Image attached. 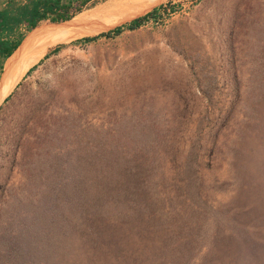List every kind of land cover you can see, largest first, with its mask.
I'll use <instances>...</instances> for the list:
<instances>
[{"label": "rangeland", "instance_id": "1", "mask_svg": "<svg viewBox=\"0 0 264 264\" xmlns=\"http://www.w3.org/2000/svg\"><path fill=\"white\" fill-rule=\"evenodd\" d=\"M106 1L75 21H37L39 33L76 34L31 48L0 101V264H61L37 218L45 182L112 139L156 152L145 201L165 221L111 231L104 242L125 264H264V0H169L137 27L75 41L168 5L93 18ZM68 259L114 262L106 251Z\"/></svg>", "mask_w": 264, "mask_h": 264}, {"label": "trees", "instance_id": "2", "mask_svg": "<svg viewBox=\"0 0 264 264\" xmlns=\"http://www.w3.org/2000/svg\"><path fill=\"white\" fill-rule=\"evenodd\" d=\"M95 1H0V73L4 59L14 53L24 32L37 26V21L69 20L72 17L75 21L83 12V8L90 7ZM144 1L141 0L131 14L135 13ZM155 1L157 0H146L141 9ZM166 4L168 5L161 3L153 6L107 31L82 36L75 41H90L100 36L118 33L122 27L127 29L137 27L148 17L155 18L159 8L165 12L167 8L170 11L174 9L169 0ZM67 24L70 23L42 27L59 28ZM45 30L47 28L37 27L29 34ZM254 98L257 101L258 96L255 95ZM141 143L130 139L122 148L123 144L113 139L106 143L105 147L103 141L97 142L93 150L89 148L86 153L81 151L75 155L71 170L66 166H57L58 171L52 179L45 182V191L42 192L44 199L42 206L48 210L41 212L38 209L40 214L37 217L41 223V235L47 243L48 249L45 254L48 260L55 255L50 248L55 234L62 246L58 251V256L60 254L58 262L61 264H69V259L66 262L64 260L71 250L74 253L81 251L88 257L106 251L111 253L114 260L111 264H125L122 253L111 249L104 242L112 230L119 231L123 226L146 223L151 225L153 232L162 231L164 219L160 215L155 216L154 210L146 206L145 199L150 193L151 185L150 179L143 175V169L151 166L156 152L145 150ZM80 261H84V258ZM71 263H76L73 258ZM48 264H51V261ZM100 264L106 263L101 261Z\"/></svg>", "mask_w": 264, "mask_h": 264}, {"label": "bare ground", "instance_id": "3", "mask_svg": "<svg viewBox=\"0 0 264 264\" xmlns=\"http://www.w3.org/2000/svg\"><path fill=\"white\" fill-rule=\"evenodd\" d=\"M139 2L140 0H107L104 6H96L94 8L93 18L102 17L103 21L106 22L109 20L106 17L110 16L111 19L109 21L117 20L123 14H131L136 9ZM110 13L111 15H109ZM112 13L114 14L112 15ZM74 34H76V29L71 27L60 31L57 34L39 33L28 38H26V35L19 47L14 51L13 54L7 57L4 62L3 72L0 76V101L5 97V95L9 93L15 83L23 75L27 65L28 51L31 48L42 47L56 40L63 41Z\"/></svg>", "mask_w": 264, "mask_h": 264}]
</instances>
